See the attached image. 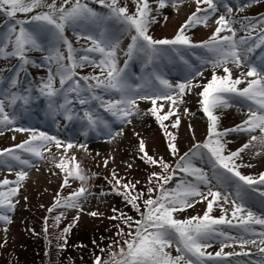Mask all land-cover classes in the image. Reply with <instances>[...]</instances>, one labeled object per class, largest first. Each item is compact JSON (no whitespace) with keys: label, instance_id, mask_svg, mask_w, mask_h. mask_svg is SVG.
I'll return each mask as SVG.
<instances>
[{"label":"snow or ice","instance_id":"obj_1","mask_svg":"<svg viewBox=\"0 0 264 264\" xmlns=\"http://www.w3.org/2000/svg\"><path fill=\"white\" fill-rule=\"evenodd\" d=\"M102 7L108 9V13L102 14L81 0H63L58 6L56 0L47 3V0H0V15L6 17L8 24L6 30L0 33V58L7 59L15 57L19 62V68L26 70L29 64L35 65L28 53L31 51L46 52L44 59L48 62L55 61L58 67L55 73L49 69V75L46 81H42L38 91L41 96L48 100V107L53 112V117L61 116L63 119L72 122L78 121L80 132L84 137L90 133L97 136L103 135L105 142H112L117 137L125 134V128L133 123V118L138 115V100H147L151 102L150 109L152 115L164 127V121L176 115V105L186 103L184 97L191 93L193 88L200 87L202 90L198 93L202 112L207 116L209 121L208 137L203 144L194 145L191 155L185 153L179 156L178 162L173 168L161 158L156 160L149 156L145 151L143 141L139 143V152L143 155L141 159L150 165H158L161 173H153L149 180L154 187L147 190L148 196L143 200V211L137 201L143 196L142 193L135 196L126 195L135 190V185L122 184L120 179H116L114 191L117 195H125V200L131 207L140 214L141 219L134 220L131 216L120 213L111 219H122L124 224L130 229L126 234L130 239L124 240V246L119 249L118 253H111L109 260L104 261L97 257L94 264H220L226 257L230 256H247L248 252H231L225 253L224 248L232 247L233 243H238L241 249L246 245H259V252L264 254V231L258 233L259 241L254 237L257 233L250 225H261L264 227V218L254 215L251 210L247 209L246 201L252 198L253 194L261 198L264 202V173L258 178L243 175L239 168L245 165H238L237 159L241 158V153L253 144L260 145L264 150V62L259 66H251L246 74L242 73L240 78H233L232 69L228 67L233 64L241 67L247 59L248 53H253L257 48H264V29H261L258 36L253 37L251 32L239 41L235 39L237 30L232 26L236 21L226 18L220 14L215 20L218 25L208 42L200 45L193 44L189 36L186 35V29L193 25L204 24L207 26L211 16L219 12L218 2L222 0H195L197 5L195 11L189 16L184 25L180 27L177 35L173 39H153L148 34L149 26L155 21L153 9L150 7L148 0H133L136 4V11L129 14L127 6H119L120 0H94ZM186 0H157L155 14L160 15L161 10L171 4L177 7L178 3ZM71 4V7L68 5ZM206 5V8L201 7ZM46 8L47 11L38 12L29 19H16L18 14L27 15L36 9ZM227 13H231L233 8L224 5ZM203 13V15H201ZM167 19V17H165ZM115 20L123 26V31L133 33L131 43L129 44L125 55L132 58L134 55L143 57L145 67L151 68V78L155 86L148 91H141L139 87H133L128 83L124 70L117 66V50L119 40L113 39L108 35L107 21ZM30 25L31 27H28ZM92 26L96 29L95 34H87L86 38L91 41L92 47L86 51L98 53L100 56L99 64L101 75L106 72V76L80 77L75 79L76 69L83 68L86 63L95 64L90 60L88 55H83L80 60L75 58V50L71 42L65 36V29L87 28ZM256 25L249 22L245 28L255 29ZM227 32L229 35H221ZM49 37V46L41 41V36ZM252 41L249 44V41ZM63 44L67 49L65 58L59 51L58 45ZM166 46V47H165ZM177 46H186L181 49ZM200 47L205 49L211 56L205 58L204 63H210L212 68H222L224 75H218L213 71L210 80L206 84L199 82L193 83L197 77H203V71H194L189 74L185 81L173 85L165 79L154 67L161 54L174 52L183 59V51ZM67 59L68 63H64ZM125 61V68L127 67ZM187 64L188 61L184 60ZM59 77V89L54 87L55 77ZM19 72L16 78L9 81L12 89L17 88L19 84ZM252 77L253 79H246ZM92 80L95 83H89ZM81 81L84 82L82 87ZM246 86L241 88L240 85ZM118 93V98L105 100L104 96L111 93ZM75 93L76 101L83 107L82 114L75 112L71 107L73 100L69 94ZM57 97H63V102H59ZM32 100V89H26L24 94L14 91H8L6 96L0 94V125H13L15 119L5 110L6 101L9 105L15 106L22 102L27 106ZM158 101L169 102L167 112L160 114L164 108L163 104ZM96 102V103H94ZM250 102L247 115L248 118L242 124L233 129H226L223 132L218 131L219 117L215 114L217 109L231 107L234 103ZM103 108L104 113L110 115L113 120L109 121L99 112L96 104ZM187 112V109H185ZM113 123L118 124L119 128H114ZM180 124V118L176 115V120L171 127L177 128ZM17 132H31V135L23 143L17 145L19 153L14 149H6L0 152V163L6 164L9 169L12 167V161L18 162L26 167L31 166L28 158L22 157V154H28V157L43 159V149L49 144L55 147H61V141L44 132H36L33 129L16 127L13 129ZM251 135L248 143L242 145L237 151L225 154V143H222L223 137L230 132L256 133ZM2 134V132H0ZM171 136V141L175 136ZM14 138V137H13ZM169 142V150L175 156L178 153L176 145ZM73 147L83 148L84 144L74 145L68 142L64 151L67 153ZM50 150V149H49ZM206 150V151H205ZM258 151L255 155H260ZM199 156L200 159L207 157L211 166V176L202 168L196 167L192 163V157ZM75 161V157H71ZM107 166V161H105ZM251 167V165H247ZM56 167L65 172L66 176H74L82 183L86 177L80 172L72 171L62 160L56 164ZM76 169H79V163H76ZM171 169V171H169ZM177 172H182L187 176L193 177V181L181 179L173 189H168L165 185L176 176ZM17 179L10 182L5 179L0 182V222L5 224L11 223L8 213L14 212L15 204L13 199L19 194L22 182L27 178V171L21 169L16 173ZM215 186L224 187L229 190V195L223 197V203H231L232 218L237 220V227L240 228V234L232 236L225 231L219 230L218 225H232V220H227L224 216L215 218L211 216L214 204L220 201L221 192L213 190ZM68 181L65 179L64 186ZM201 185L208 188V192L201 191ZM120 188L125 190L124 193ZM87 189H80L65 198L63 201L58 199L56 206L67 208H78L81 198L86 199ZM158 195L153 198L152 194ZM210 197V199H209ZM200 198V199H195ZM207 200V210L202 217H191L179 220L174 217V213L184 211L193 207V202ZM52 211V209H49ZM114 211H117L114 209ZM223 211V208H222ZM89 215L97 216V212H90ZM57 222L59 217L56 218ZM78 219V218H77ZM7 231V229H5ZM68 229H65L67 232ZM119 235H125L121 230ZM223 237L220 251L208 253L207 248L211 247V241ZM175 245V251L178 253L175 257L166 249ZM219 258V261H218ZM225 264H232L231 261H225ZM253 264H264V256L259 261H253Z\"/></svg>","mask_w":264,"mask_h":264},{"label":"rangeland","instance_id":"obj_2","mask_svg":"<svg viewBox=\"0 0 264 264\" xmlns=\"http://www.w3.org/2000/svg\"><path fill=\"white\" fill-rule=\"evenodd\" d=\"M236 1L237 4L242 2ZM52 0H47V3H51ZM63 0H56L59 6ZM74 2V0H73ZM94 1L81 0V3L88 4L94 10L107 14L105 10L99 8ZM247 1H245L246 3ZM150 7L153 9V15L156 16L155 21L149 26L148 34L153 39H173L182 25L186 23L189 16L195 11L197 5L195 0H186V2L178 3L177 7H172L169 4L163 10L160 15L155 14L157 8V0H148ZM233 4L231 7L233 11L231 13H224L222 6L218 2L219 12L212 15L207 23L193 25L186 29V35L189 36L192 43H199L203 40H209L212 36L215 28L218 26L215 20L220 14L226 16V18L236 21L237 23L232 26L238 31L243 24L250 21L253 17L252 24H256V30H260L264 27V0L253 1L250 7L242 5L238 6ZM119 6H127L129 14H133L136 11V4L133 0H120ZM71 7V4L68 5ZM206 8V5H201ZM47 11L46 8L36 9L34 12L27 15L18 14L16 19L27 20L32 15L38 12ZM203 15V13H201ZM250 16V17H249ZM4 17V16H2ZM167 17V19H165ZM242 19L240 21V19ZM0 17V33L4 32L8 26L6 23V17L1 20ZM245 26V25H244ZM107 27L111 32L113 39L119 40V47L117 50V66L124 70L125 61L127 56L125 55L129 44L131 43V35L133 33H126L123 31V26H118L116 23L108 22ZM251 32L252 30L249 29ZM96 29L92 26L87 28H76L75 31L67 27L65 29V36L71 42L73 49L75 50V58L77 61L83 55H88L90 60L95 61V64L86 63L83 68H77L75 71L79 76H101L103 79L106 76V72L101 75V70L96 65L99 64L100 56L98 53H90L86 50L92 47L91 41L86 38L87 34H95ZM253 34V32H252ZM221 35H229L227 32H222ZM259 34H256L258 36ZM253 36V35H252ZM41 41L45 47L49 46V37L47 35L41 36ZM252 41H249L251 44ZM59 51L62 55L66 56L67 49L63 44L58 45ZM182 50L186 47L177 46ZM197 50L193 48L191 50L183 51V59L178 55L179 60L175 58L174 52L168 53V62L172 65V68H165L164 62L160 63L158 59L155 63V67L159 73L167 79L173 85L185 81L191 72L203 71V77H197L193 83L206 84L215 71L218 75H224L222 68H212L211 64H205V58L210 55H198ZM46 52L31 51L28 56L31 60L35 61V65L29 64V69L35 75L36 80L40 86L42 81H46L49 75V69L52 73H55L58 65L53 60L48 62L44 59ZM248 56V54H246ZM141 66H138L139 71L132 73L131 77L128 76V83L133 87H139L141 91H148L155 86L151 81V76L146 73L144 66L145 60L141 57ZM66 60V59H65ZM184 60L188 63L185 64ZM15 57H9L7 59L0 58V80L4 71L10 67L12 62H15ZM180 61V62H179ZM65 63V61H64ZM257 66V65H255ZM228 67L232 69L233 78H240L241 74H246L249 68L245 62L241 67H236L233 64H229ZM258 67V66H257ZM259 68V67H258ZM12 78H16V73L20 72L19 62H17L15 68H13ZM135 70V68H133ZM141 70V71H140ZM2 72V73H1ZM18 77V79H19ZM11 78V79H12ZM246 79H253L252 77H246ZM90 83H95L89 80ZM245 84L240 85L241 88L245 87ZM54 87H59V77H55ZM7 90H2L0 86V94L6 96L7 92L12 89L8 84ZM202 89L200 87L193 88L191 93L184 97L186 103H178L176 105V115L180 118V124L177 128L171 127V124L176 120V115L170 117L169 120L164 121V127H161L160 122L155 119L150 109L152 108L151 102L147 100H138V115L133 118V123L125 128V134L117 137L116 140L108 143L105 142L103 135L97 136L95 133H90L87 137L82 139L78 138V133L75 131L66 133L70 127H75L80 130V124L78 121L69 122L63 119L61 116L53 117L51 109L43 108V104L38 106L33 105L30 111L26 109L22 110L18 104L15 106L9 105L6 101L5 110L14 117L15 123L13 125H0V152L16 147L29 138L31 132H17L13 129L16 127H23L33 129L36 132H44L48 135L54 136L61 141V147H55L54 143L47 145L43 151V159L36 157H28V154H22V157L30 160L31 166L24 167L16 161H12V167L6 164L0 163V182L7 179L10 182H14L17 179L16 173L21 169L27 171L28 175L25 181L22 182L19 194L13 199L15 204L14 212L8 213L11 219V223L0 222V264H15V262H28L30 264L31 249L37 244L41 243L43 249L48 252L49 250L60 253L55 255L51 261L53 264H61L62 260L67 256L75 257L74 245L78 240L89 241L93 237L99 235L101 230L110 224H124L122 219H111L113 216H118L120 213L126 216L133 217L134 220L141 219L139 213H137L130 204L125 200V195H117L114 191L116 187V179L121 180L122 184L135 185V190L125 193L126 195L135 196L142 193L143 196L137 201L143 211V200L147 198V190L149 187H154L155 182L149 183L153 173H161L162 169L156 165H150L141 159L142 153L139 152V143L143 141L145 144V151L149 156L156 160L161 158L164 162L171 165L173 168L178 162L179 156H183L185 153L191 155V150L196 144H203L208 137L209 121L207 116L202 112L201 105L198 103L200 97L198 93ZM118 93H111L104 96L105 100L118 98ZM59 102H63V97H57ZM96 103V102H94ZM158 104H163L164 108L160 114L167 112L169 102L158 101ZM97 108L99 104H96ZM35 107V109H34ZM84 106H77L76 111L82 114ZM187 109V112H185ZM238 109L239 114H232V110ZM100 114L105 119L112 121L113 118L104 113L103 108L99 110ZM215 114L219 117L218 131L223 132L227 128L236 127L241 121L248 118L247 109L239 108L234 104L231 107L217 109ZM23 119H25L23 121ZM71 124V125H70ZM70 125V126H69ZM114 128H119L118 124L113 123ZM197 132V133H195ZM171 134L175 136V140L171 141ZM251 135H259L256 133H231L226 137H223L222 143H225V154H230L242 147L243 144L248 143L251 139ZM14 137V138H13ZM176 145L178 149L177 155H173L169 150V142ZM68 142H72L74 145L84 144L86 149L73 147L65 153L64 149ZM50 149V150H49ZM19 153V149H14ZM206 151V150H205ZM260 152V155L255 153ZM75 157V161L71 157ZM64 161L70 171L75 174L76 171H80L87 179L85 182H81L79 179H75L74 176H66L65 172L56 167V164ZM107 161V166H105ZM76 163H79V169H76ZM192 163L194 166L204 169L209 176H211V166L208 163L207 157L200 159L199 156L192 157ZM238 165H245L239 168V171L243 175L252 176L258 178L261 173H264V150L260 145L253 142L252 145L244 152L241 153V158L236 160ZM247 165H251L248 167ZM171 171V169L169 170ZM67 179L68 184L64 186V181ZM184 179L186 181H193V177L187 176L182 172H177L171 183L165 185L168 189L175 188L176 184ZM85 187L87 192L85 193L86 199L81 198L80 206L78 208H67L62 206H56V201L60 199L63 201L65 198L72 196V194ZM6 190V189H0ZM213 190L221 192L220 201L214 204L212 217L219 218L224 216L227 220H232V225H237V220L232 218V205L231 203H223V197L229 195V190L224 187L215 186L213 182ZM122 193L125 192L123 188H120ZM201 191L208 192V188L201 185ZM158 193L152 194L155 198ZM200 199V198H195ZM210 199V197H209ZM207 200L201 202H193L194 206L185 209L184 211L174 213V217L179 220L188 219L191 217H202L207 210ZM248 210H251L254 215L264 218V204L262 201L250 198L246 201ZM223 208V211H222ZM52 209V211H49ZM117 210V211H114ZM90 212H97V216L89 215ZM57 217L59 221L57 222ZM78 218V219H77ZM219 230L225 231L232 236L240 234L239 227L231 226H216ZM250 227L257 233L254 237L259 241L258 233L264 231V227L261 225H250ZM7 229V231H5ZM65 229H68L65 232ZM130 231V229H129ZM128 237V236H127ZM91 238V239H90ZM130 239V237H128ZM223 237H219L211 241L212 246L207 248L208 253H215L220 251L221 241ZM85 241V242H87ZM233 243L232 247L224 248L225 253L231 252H250L259 249V245H246L244 249H241L238 243ZM32 247V248H31ZM172 256L178 255L175 251V245L166 249ZM44 252V251H43ZM77 256V255H76ZM71 258V257H68ZM90 258L83 259L89 261ZM219 259V258H218ZM109 260V259H108ZM107 261V260H105ZM232 264L233 258L230 260ZM38 262V261H37ZM34 262V264H37ZM220 264H225V261Z\"/></svg>","mask_w":264,"mask_h":264},{"label":"trees","instance_id":"obj_3","mask_svg":"<svg viewBox=\"0 0 264 264\" xmlns=\"http://www.w3.org/2000/svg\"><path fill=\"white\" fill-rule=\"evenodd\" d=\"M121 230L125 235L118 234ZM128 232L129 228L125 224H110L101 230L97 238L93 237L89 241L85 240L87 242L78 240L74 245L75 257L67 256L62 260L61 264H94L97 257L102 258L104 261L108 260L111 253H118L119 249L124 246V240L128 239L126 235ZM31 252L30 257L32 259L29 261L30 264H34L37 261V264H53L51 263L53 261L52 258L60 254L53 250L46 252L41 243H37L31 249ZM86 258H90L89 261L86 260L82 263L83 259ZM27 263L25 262L24 264ZM15 264H23V262H15Z\"/></svg>","mask_w":264,"mask_h":264},{"label":"bare ground","instance_id":"obj_4","mask_svg":"<svg viewBox=\"0 0 264 264\" xmlns=\"http://www.w3.org/2000/svg\"><path fill=\"white\" fill-rule=\"evenodd\" d=\"M240 35H244V33H240ZM234 111V109L232 110V112ZM232 114H239V110L238 109H235V111L232 113ZM197 133V132H195Z\"/></svg>","mask_w":264,"mask_h":264}]
</instances>
